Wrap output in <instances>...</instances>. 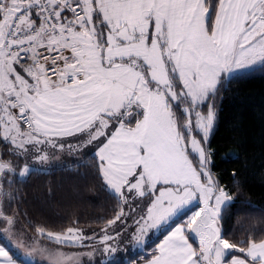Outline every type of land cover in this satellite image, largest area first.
Wrapping results in <instances>:
<instances>
[{
	"label": "snow or ice",
	"instance_id": "1",
	"mask_svg": "<svg viewBox=\"0 0 264 264\" xmlns=\"http://www.w3.org/2000/svg\"><path fill=\"white\" fill-rule=\"evenodd\" d=\"M257 70L264 0H0V142L10 145L7 158L0 154V185L30 174L29 157L46 161L45 147L62 150L64 138L79 137L68 147L95 148L114 198H146L133 239L167 230L146 264H264V238L237 244L221 235L231 197L203 146L218 86ZM124 216L121 207L107 224ZM14 228L0 205V264H26L2 239L45 264H93L95 251L83 249L95 245L85 241L116 251L107 228L98 237L35 229L53 244L71 241L75 253L36 238L27 245Z\"/></svg>",
	"mask_w": 264,
	"mask_h": 264
},
{
	"label": "trees",
	"instance_id": "2",
	"mask_svg": "<svg viewBox=\"0 0 264 264\" xmlns=\"http://www.w3.org/2000/svg\"><path fill=\"white\" fill-rule=\"evenodd\" d=\"M214 103L218 115L208 142L211 170L231 197L221 213V235L237 244L264 238V71L224 82ZM98 164L96 156L86 155L68 166L34 170L26 177L12 175L10 184L0 185V205L34 234L37 227L53 233H66L69 227L101 230L115 218L121 203L107 188ZM178 223L179 218L173 226ZM165 234L167 230L112 264L148 261ZM2 243L12 252L4 239ZM232 255L242 256L234 250Z\"/></svg>",
	"mask_w": 264,
	"mask_h": 264
},
{
	"label": "rangeland",
	"instance_id": "3",
	"mask_svg": "<svg viewBox=\"0 0 264 264\" xmlns=\"http://www.w3.org/2000/svg\"><path fill=\"white\" fill-rule=\"evenodd\" d=\"M223 83L224 82H222L218 86V88ZM214 101H215V98L211 101V103L214 104V110H215V117H214V121H213V126H212V128L209 132V135L207 137V140H206V142H204L203 146L206 148L207 152L209 153L208 168L212 174L213 179L216 181V179L212 173V170H211L212 157H211V153H210V150L208 147V142L210 140V137H211L213 130H214L216 123H217L218 108H217L216 104L214 103ZM204 112L205 113L207 112V106L204 107ZM78 139H79V137H66V138H64L63 143L65 144V147L62 150L60 149V152H59L60 154H58L60 156V157H58V158H60V160H58V161H60V163L57 165L56 164H50L48 166L49 167L58 166V165L64 166L63 164L69 165L70 163L74 162L75 160L73 159V157L77 156L78 151L81 149L77 150L76 148H69L68 144L71 143V144L75 145V144H77ZM197 139H202V136L197 135ZM9 147H10V145H8V144H6L5 149L1 150V147H0V154H4L5 158H7V153H8ZM87 148L93 149L94 147H92L90 145ZM78 160H80V159H78ZM20 167H22L21 164H20ZM43 170H48V169H43ZM26 176H23V177H26ZM19 177H21V176H19ZM6 191L8 192V190H6ZM6 195H7V193H6ZM142 200H143V202H141ZM227 202H229V201H226L225 205L227 204ZM146 203H147L146 198L136 197L134 200H130L128 205L121 204V207H123L125 209V216L122 217L120 220H117L114 225L117 226V229L119 231L122 230V232L120 233V236H116V234L119 233V231H115V233H110L114 237H116V240L114 242V245L116 247V251L111 252V254L121 253L122 257L126 258V256H128V255L134 254V253H137L138 251H140L143 248L144 244L150 243L152 240L156 239L163 230H165V229H161L158 232L156 229H152L149 231V233L147 234L146 237L142 238L141 242H137L135 239H133L132 234H133V231L136 227L135 220L139 219L140 214H142L143 212L146 211ZM136 205H139V207H136ZM224 206H222V208ZM133 207H135L134 212L131 210ZM218 227H219V225H218ZM14 231L17 233L19 238L21 240H23L24 243L27 245L32 244V238H36V243L38 246L44 245V243L41 242V240H43V239L38 238V234H34V233L30 232L29 230H27L18 218H15ZM80 231L85 235H87L89 233V231L86 232L85 230H80ZM153 233H155V235H153ZM4 240L6 241L7 245L12 250V252H10V255H13V257L15 259H18L20 261H25L26 264H45V258L42 257L39 253H35L32 257H26L24 254L25 250L23 248H17L15 240H12L11 242L8 239H4ZM46 242L50 245H56V244L51 243L49 240ZM85 243L95 245L94 249H83L84 251H90V250L95 251L93 264H108L107 260L109 259V255H108L109 252L103 251L104 246L99 243L98 239L95 241H85ZM109 243H113V242L110 241ZM196 243L198 244V241ZM69 244H72V242L68 241V242H65L64 244H61V245H56L54 247L49 246V247L59 249L61 251H65L68 253H75V252L81 251V249H79L77 247H72ZM44 246L47 247L48 245H44Z\"/></svg>",
	"mask_w": 264,
	"mask_h": 264
},
{
	"label": "crops",
	"instance_id": "4",
	"mask_svg": "<svg viewBox=\"0 0 264 264\" xmlns=\"http://www.w3.org/2000/svg\"><path fill=\"white\" fill-rule=\"evenodd\" d=\"M6 144V143H5ZM90 146V145H89ZM5 147V146H4ZM45 151L48 153V156H49V158L46 160V161H43V162H40V161H33L30 157H29V159H28V163H29V165L31 166V168H32V171H34V170H40V171H46V170H43V169H50V168H55V167H63L62 165H58V166H53V167H49L48 165H50V164H59L60 163V161H58V160H60V158H58V157H60L58 154H60L59 152H60V149H52L51 147H45ZM95 148H93V149H88L87 147L86 148H82L81 150H79L78 151V155L77 156H74L73 157V159L75 160L74 162H72V163H77V162H79V161H81L86 155H93V156H95L94 155V153H95ZM33 155H38V154H36V153H33ZM98 158V157H97ZM78 159H80V160H78ZM99 160V159H98ZM72 163H70V164H72ZM69 164V165H70ZM21 165L23 166V164L21 163ZM64 166H68V165H66V164H63ZM202 206V205H201ZM179 225V223L178 224H176L175 226H178ZM105 228H107V230H108V232L109 233H115V231H119L118 229H117V226H115L114 224L113 225H111V226H109V225H107V227H105ZM122 232V230H120L119 231V233H121ZM87 235H89V236H102L103 235V233L101 232V230H98V231H90ZM166 235V234H165ZM163 238H164V236L161 238V240H160V242L163 240ZM41 240V239H40ZM41 242H43L44 243V245H48L47 247H49V246H51V247H54V246H56V245H50V244H48L46 241H44V240H41ZM159 242V243H160ZM43 245V246H44ZM70 246H72V247H75V246H73L72 244H69ZM45 247V246H44ZM142 250V249H141ZM144 252H146V251H144ZM108 255H109V259L107 260V263L108 264H112V263H115V262H117V261H119L120 259H122V254L121 253H118V254H111V252H109L108 253ZM147 262V261H146ZM146 262H144V263H142V264H146Z\"/></svg>",
	"mask_w": 264,
	"mask_h": 264
}]
</instances>
